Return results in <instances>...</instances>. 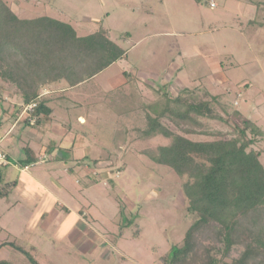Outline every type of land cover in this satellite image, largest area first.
I'll use <instances>...</instances> for the list:
<instances>
[{"label": "rangeland", "instance_id": "374dc122", "mask_svg": "<svg viewBox=\"0 0 264 264\" xmlns=\"http://www.w3.org/2000/svg\"><path fill=\"white\" fill-rule=\"evenodd\" d=\"M214 1L212 7L209 0H9L23 17L50 15L80 35L103 27L127 55L76 88L53 84L66 89L56 92L70 110L55 104V117L71 132L53 159L32 166L64 186L66 206L85 215L83 223L99 241L75 242L79 227L72 225L31 232L19 210L6 208L0 197V242L15 245L5 247L0 264H33L30 255L39 264H165L171 246L183 244L195 219L184 208L186 177L148 156L171 138L145 137L147 114L166 104L164 92H208L209 100L218 97L214 117L163 121L198 139L234 137L243 117L264 132V0ZM253 147L264 152V134ZM67 210L59 209L61 215Z\"/></svg>", "mask_w": 264, "mask_h": 264}, {"label": "trees", "instance_id": "16d2710c", "mask_svg": "<svg viewBox=\"0 0 264 264\" xmlns=\"http://www.w3.org/2000/svg\"><path fill=\"white\" fill-rule=\"evenodd\" d=\"M128 35L125 32L122 38ZM126 55L127 50L103 27L80 35L68 21L46 14L23 17L9 0H0V103L3 88L20 99L14 113L37 102L32 113L35 122L31 124L26 117L28 124L38 126L53 119L52 98L42 94L44 87L61 81L78 86ZM164 96L166 104L155 109L156 115L147 114L142 133L145 137L161 134L171 142L160 145L157 154L145 153L186 177L184 208L195 219L185 231L183 244H173L163 261L264 264V152L253 147L257 137H263L262 128L243 117L234 137L193 138L188 135L190 130L177 131L163 120L179 124V120L194 121V115L214 117L212 102L218 97L209 100L208 92L199 95L192 91L177 96L164 92ZM249 127L252 136H248ZM24 151V164L37 161L32 148L26 146ZM3 169L0 196L7 195L5 188L13 185L3 183ZM29 258L39 264L32 255Z\"/></svg>", "mask_w": 264, "mask_h": 264}, {"label": "crops", "instance_id": "0c3cea01", "mask_svg": "<svg viewBox=\"0 0 264 264\" xmlns=\"http://www.w3.org/2000/svg\"><path fill=\"white\" fill-rule=\"evenodd\" d=\"M1 85H3V82H1ZM67 86V88H76L79 85L70 87L67 84ZM61 89L64 91L66 90L63 86H54L53 84L44 87L42 94L52 98L50 105L54 108L53 119L50 123H43L38 126L31 125L35 121L33 123L31 122V124L26 123L24 115L21 116L22 110L20 113H14L17 106L21 104L17 94L8 88H3L1 90V94L5 101L3 102V105H0V148L8 154L9 158V164L2 167L4 168L3 183H13V185L11 184L7 195L0 197L7 199L6 208H15L16 210H19L21 222L25 224L31 232L38 229L45 231L49 226H52V223L56 227L53 232H61L62 226L68 228V226L72 225L73 227H79V234H77L78 237L75 242H85L88 240L87 242L92 244L95 240L99 241L100 238L89 226L83 223L81 217L83 213L80 212L79 214H76L66 206V201L63 197V195H65L64 186L58 180L53 178L50 172H44L42 168L32 169V166L39 167L45 163L40 158L44 157L45 160H51L56 152H61L64 145L63 142L71 132V129H69L70 127H68L67 124L60 122L55 117V104L59 105L60 108H64L65 111L70 110V106L68 104L66 105L64 99H62L63 93L58 94L56 92ZM53 94H57V96L54 97ZM81 117L82 116L79 115L78 119ZM81 123H83V121ZM32 142L39 144L40 148L35 149L31 145ZM6 145L9 146L8 149L6 148ZM26 146L34 150L33 152L35 153L37 161L29 164L25 163L23 166L17 163V161L11 163L12 156L21 161L26 158L27 155L24 151ZM17 147L23 149L25 153L23 158L18 157L19 155H17V153L19 150ZM66 147L67 149L70 147L72 149L75 146L74 143H67ZM27 154L31 155L32 152ZM62 156L63 154L61 153V157ZM88 170H90V168ZM65 208L68 209L66 212L67 214L61 215L59 209L63 211ZM69 215H73L71 223L68 219ZM44 218L47 220H44ZM6 231L8 232V229H6ZM66 232H68L67 229L64 233ZM9 233L14 235L11 231ZM8 243L9 242L5 243L4 240L0 242V254H2V252L3 254L7 252L5 247L10 245ZM0 260L6 259L0 256Z\"/></svg>", "mask_w": 264, "mask_h": 264}, {"label": "built area", "instance_id": "2783aa9c", "mask_svg": "<svg viewBox=\"0 0 264 264\" xmlns=\"http://www.w3.org/2000/svg\"><path fill=\"white\" fill-rule=\"evenodd\" d=\"M210 5L213 7L215 6V1L214 0H209ZM37 106V102H32L30 104H27L24 106L21 116L24 115V117H28L30 122H34V117L32 116V113ZM9 164V158L8 154L0 148V169L4 166H7Z\"/></svg>", "mask_w": 264, "mask_h": 264}, {"label": "clouds", "instance_id": "9594fccd", "mask_svg": "<svg viewBox=\"0 0 264 264\" xmlns=\"http://www.w3.org/2000/svg\"><path fill=\"white\" fill-rule=\"evenodd\" d=\"M24 108V107H23ZM23 110V109H22Z\"/></svg>", "mask_w": 264, "mask_h": 264}]
</instances>
